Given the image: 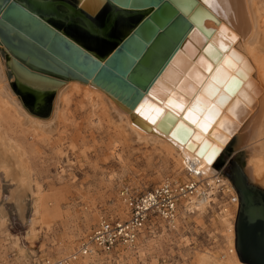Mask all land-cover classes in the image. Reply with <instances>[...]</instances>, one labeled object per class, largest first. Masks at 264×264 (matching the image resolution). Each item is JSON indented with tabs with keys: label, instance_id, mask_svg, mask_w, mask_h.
Instances as JSON below:
<instances>
[{
	"label": "rangeland",
	"instance_id": "374dc122",
	"mask_svg": "<svg viewBox=\"0 0 264 264\" xmlns=\"http://www.w3.org/2000/svg\"><path fill=\"white\" fill-rule=\"evenodd\" d=\"M257 2L264 27V0ZM139 18L135 16V21ZM188 25L186 18L166 3L128 45L119 63L120 71H129L134 79L146 82L184 41ZM132 27L128 23L126 29L118 28L119 37ZM161 27L165 32L159 31ZM74 36L103 57L114 46L99 38L88 40L76 32ZM184 54L176 63L184 69L191 62L186 75L171 70L178 86L189 72L195 75L192 57L199 56L196 42L191 41ZM0 55L11 91L32 116L48 119L56 105L57 91L65 88L59 101L61 115L44 130L0 100V264H44L46 259L68 255L101 218H128L130 208L120 196L121 187L145 192L167 178L183 179L179 162L121 132L119 119L107 108L106 101L97 96V106H92L85 82L77 80L82 84L78 87L72 83L76 79L69 80L56 92L39 98L16 86L7 64L8 54L1 45ZM236 149L233 140L217 169L228 176L229 161L236 160L249 181L264 189V183L248 172L249 154ZM233 209L232 213L235 206ZM213 211L206 208L180 216L175 228L155 218L157 232L145 231L136 249L101 254L83 264H196L201 249L226 257L229 232Z\"/></svg>",
	"mask_w": 264,
	"mask_h": 264
},
{
	"label": "bare ground",
	"instance_id": "6f19581e",
	"mask_svg": "<svg viewBox=\"0 0 264 264\" xmlns=\"http://www.w3.org/2000/svg\"><path fill=\"white\" fill-rule=\"evenodd\" d=\"M106 1L77 0V4L96 17L106 5ZM201 2L218 18L215 20L205 17L202 21V25L212 31L211 34H206L197 25L193 29L191 27L187 29L184 41L160 69L153 72L150 83L152 86L147 91V96L138 105L137 112L134 107H130L114 93L93 84L91 80L83 85L91 91L92 106L96 104L97 96L106 101L107 108L111 109L119 119L121 132L127 136H134L139 143L155 146L181 165L191 164L202 170L206 176L212 177L218 171L216 165L220 158L235 140L236 150H244L249 154L248 172L251 177L264 183V27L258 2L257 0H201ZM129 11H132V14L122 13L121 16L134 17L137 15L134 13L135 10ZM191 41L196 42L199 49V56L192 57L194 67L192 70H196L195 77L192 76L193 72H189L187 78L184 77V81L178 86L177 79L171 75V70L174 69L172 72H176V75H186L185 72L191 62L183 69L176 63V60L185 55L184 52ZM208 41L214 45L227 46L224 51L225 55L220 61L216 62L208 55L212 48L211 45L206 46ZM230 48L233 49V54L230 53ZM245 60L248 65L244 63ZM3 65L0 55V100L3 105L15 108L20 115L22 114L43 130L44 126L60 117L59 101L64 97L65 88L61 87L58 91L57 89L72 79H65L60 84H50V87L54 89L52 93L58 92V98L50 117L41 120L32 116L21 106L18 97L9 87ZM209 68L212 71H209ZM237 69L245 75L239 86L232 79L228 82L231 75L237 74ZM234 77L237 78V76ZM77 80L72 83L79 87L82 84ZM227 82L228 88H234L235 92L229 101L221 106L217 101V96L220 91H227L224 89ZM186 107H188V112L185 116L180 113L179 118H183L191 126L193 131L189 136H185L182 130L177 132L172 128L169 132L162 131L156 125L159 118L156 119V123H152V120L147 118L149 116L156 118L159 115L154 111L156 108L163 113L169 109L183 112ZM190 112L198 119V123H189L191 121L188 119ZM134 115L143 124L147 126L150 124V129L134 122ZM188 138L196 144L193 150L186 145L185 141ZM199 151H202L203 155H200ZM209 156H211L210 159ZM223 181L228 183L227 178H223ZM211 200L207 196L196 197L192 203L187 205V209L202 212L209 207ZM228 207L223 213L218 214L219 220H222V223L227 226L226 230L230 233L227 234L229 237L228 255L218 257L209 249H201L196 254V264H244L240 260L235 244L238 210L236 211L235 206L236 213L233 212L235 215L231 220L233 207ZM87 259L91 261L93 258H85L84 261Z\"/></svg>",
	"mask_w": 264,
	"mask_h": 264
},
{
	"label": "water",
	"instance_id": "95a60500",
	"mask_svg": "<svg viewBox=\"0 0 264 264\" xmlns=\"http://www.w3.org/2000/svg\"><path fill=\"white\" fill-rule=\"evenodd\" d=\"M166 3L186 18L188 27L193 29L197 25L208 35L212 31L202 25L203 19L209 17L218 20L201 0H107L106 5L116 10L112 19L103 26L96 24L83 8L68 0H0V45L8 54L7 64L13 71L16 86L43 98L54 90L50 87L52 83L60 84L65 79L91 80L93 84L114 93L137 112L138 105L152 86L150 83L154 74L146 82L138 81L129 71L123 74L119 63L128 45L150 20L158 16ZM129 10H135L134 13L140 16L139 21L124 36L109 37L108 31L118 16L122 13L132 14ZM51 15L68 23L80 19L81 25L91 33L114 40L116 45L105 57L100 56L51 24ZM164 28H159V31H164ZM208 45L212 47L208 55L214 61H220L227 46L214 45L210 41ZM244 63L248 65L246 60ZM236 72L228 82L232 79L239 86L245 75L240 69ZM228 82L224 85L227 91H220L217 96L221 106L235 92L234 88H228ZM186 112L188 107L183 112L166 110L163 119H158L156 125L162 131L169 132L172 128L177 132L182 130L185 136H189L193 131L191 126L179 118L180 113L185 116ZM133 121L150 129V124H143L136 115ZM189 123L192 124L191 121ZM185 142L192 150L195 148L192 139L188 138ZM198 153L203 155L202 151ZM229 162L230 172L225 174L236 188L240 201L235 224L237 253L244 264H264V189L249 181L236 160Z\"/></svg>",
	"mask_w": 264,
	"mask_h": 264
},
{
	"label": "built area",
	"instance_id": "2783aa9c",
	"mask_svg": "<svg viewBox=\"0 0 264 264\" xmlns=\"http://www.w3.org/2000/svg\"><path fill=\"white\" fill-rule=\"evenodd\" d=\"M217 170L214 176L208 177L191 164H184L180 170L184 176L182 180L167 178L145 192L132 190L130 186L121 187L120 196L130 208L128 218H101L74 251L56 260L46 259L44 264H83L85 258L134 250L145 231L149 234L157 232L155 218L175 228L180 216L195 214L196 211L188 210L187 205L196 197L211 198L208 208L212 213L213 210L217 214L223 213L227 205H235L236 211L239 210L236 188L222 170ZM223 178H227L228 183Z\"/></svg>",
	"mask_w": 264,
	"mask_h": 264
},
{
	"label": "flooded vegetation",
	"instance_id": "af4514ba",
	"mask_svg": "<svg viewBox=\"0 0 264 264\" xmlns=\"http://www.w3.org/2000/svg\"><path fill=\"white\" fill-rule=\"evenodd\" d=\"M68 1L74 3L75 5H77L79 7V5L77 4V0H68ZM62 9H65V7H62ZM115 10H116V8H114L113 6H111V5H105L103 7V9L96 15V17L92 16L86 10L85 11L91 16V18L95 21L96 24H98L99 26H103V25H105L107 22H109L112 19ZM137 21H139V20H137ZM137 21H135V16L134 17H130V16L127 17L126 15L121 16V14H120L118 16L117 20L115 21L114 25L109 29L108 36L109 37L110 36H112V37H119V30H118V28H120V30L121 29L124 30V29H126V26L128 25V23L134 25L135 22H137ZM49 22L51 24H53L54 26H56L57 28H59L61 31L67 33L69 36H71L74 39H76L77 41H79V39L74 36L75 32H76L77 35H81L83 38H86L88 40H90V39L93 40L95 38H99V39H101V40H103L105 42H110L111 44H114V46L116 45V43H115L116 41H114V40H110V39H107V38H103V37H101L99 35H95V34L91 33L87 28H85L84 26L81 25L82 20H80V19L74 20L73 22L68 23V22H66V21H64L62 19H58L55 16L51 15L49 17ZM64 28L68 29V31H66ZM229 167H230V163H229ZM228 169H229V172H230V168H228Z\"/></svg>",
	"mask_w": 264,
	"mask_h": 264
},
{
	"label": "snow or ice",
	"instance_id": "6c2138e0",
	"mask_svg": "<svg viewBox=\"0 0 264 264\" xmlns=\"http://www.w3.org/2000/svg\"><path fill=\"white\" fill-rule=\"evenodd\" d=\"M208 70L212 71L211 68H209ZM170 104H171V102H170ZM176 107L178 108L179 106L177 105ZM154 111L159 114L156 118H153L151 116L147 117V118L152 120V123H156L157 118L163 119V115H164L159 108L154 109ZM188 119H190L193 124L198 123V119L191 112L189 113ZM212 154L214 155L215 153L213 152ZM210 158H211V156H209V159Z\"/></svg>",
	"mask_w": 264,
	"mask_h": 264
}]
</instances>
